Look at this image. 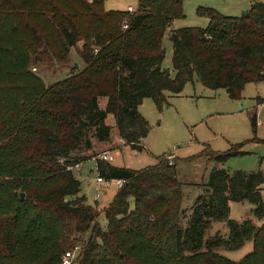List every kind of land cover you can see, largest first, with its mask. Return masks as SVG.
<instances>
[{
	"label": "trees",
	"instance_id": "obj_1",
	"mask_svg": "<svg viewBox=\"0 0 264 264\" xmlns=\"http://www.w3.org/2000/svg\"><path fill=\"white\" fill-rule=\"evenodd\" d=\"M197 11L207 27L170 29L185 17L184 0H138L134 13L106 10L105 0H0V264H60L75 245V264H264V224L229 217L230 202L244 200L264 216L262 170L213 167L187 209L171 155L142 169L97 158L99 178L123 181L102 211L81 194L73 172L97 156L95 143L110 140L108 115L119 137L141 149L149 132L139 112L144 99L162 111L197 80L240 100L247 84L264 81V2L241 16ZM167 33L173 77L161 66ZM80 43L82 70L50 86L31 72L45 56L63 61ZM257 125L254 113V132ZM244 144L206 146L185 160L223 163L244 155ZM213 221L229 235L206 237ZM247 241L252 250L238 261L216 251Z\"/></svg>",
	"mask_w": 264,
	"mask_h": 264
},
{
	"label": "rangeland",
	"instance_id": "obj_2",
	"mask_svg": "<svg viewBox=\"0 0 264 264\" xmlns=\"http://www.w3.org/2000/svg\"><path fill=\"white\" fill-rule=\"evenodd\" d=\"M253 1L264 2V0H184L185 17L175 19L170 29L207 27L209 19L206 15L198 14L197 10L200 7L216 9L227 16H241L249 11L250 2ZM129 5L137 9L138 0H105L106 10H127ZM163 45L165 56L161 66L173 77L175 76L172 65L173 47L169 33L165 35ZM80 46L81 43L72 47L61 62L45 56L35 65L36 67H30L31 72L38 74L46 86L69 77L86 65L80 56ZM105 102L106 100L102 99L103 108ZM168 102L162 111L157 109L150 98L144 99L140 105L139 112L149 123V132L142 140L141 149H134L119 137L115 119L108 115L106 123L112 126L111 138L108 142L95 143L94 152L97 155L95 159L102 151H108L113 157L109 162L112 165L142 169L155 165L162 156L171 155L177 160V177L184 184L182 207L187 209L203 192L209 174L215 166L230 173L238 170L244 172L262 170L264 173V81L247 84L242 98L234 100L225 89H209L196 80L194 83H188L181 95L169 97ZM254 113L258 122L256 132L251 126V116ZM240 142H245L242 148L245 154L232 157L223 163L209 161L206 157L192 162L185 160L199 154L206 146L214 151H226ZM74 174L81 181V194L85 195L88 203L102 211L112 201L118 189L116 181H109V188L98 184L96 160L86 161ZM261 196L264 202V184ZM255 209L256 205L247 200L230 202L229 217L238 222L249 219L256 226H261L264 224V216L257 217ZM99 222L105 229L107 220L103 212L100 213ZM217 233L224 237L229 235V229L224 222L213 221L206 232V237ZM76 247L80 246L75 245L67 251ZM252 247V241H247L236 250L218 248L216 251L238 261L251 252Z\"/></svg>",
	"mask_w": 264,
	"mask_h": 264
},
{
	"label": "built area",
	"instance_id": "obj_3",
	"mask_svg": "<svg viewBox=\"0 0 264 264\" xmlns=\"http://www.w3.org/2000/svg\"><path fill=\"white\" fill-rule=\"evenodd\" d=\"M137 9H135L132 5H129L127 8V11L130 13H134ZM99 159L105 162H111L113 160V157L108 153V152H102V154H99ZM98 184H102V187L108 188L109 187V182H106L102 178L97 179ZM117 187L120 188L123 185L122 180H117L116 181ZM98 197V194L97 196ZM79 247H76L74 250L67 251L63 254L62 259L60 264H75V257L77 252L79 251Z\"/></svg>",
	"mask_w": 264,
	"mask_h": 264
},
{
	"label": "crops",
	"instance_id": "obj_4",
	"mask_svg": "<svg viewBox=\"0 0 264 264\" xmlns=\"http://www.w3.org/2000/svg\"><path fill=\"white\" fill-rule=\"evenodd\" d=\"M251 4H252V2H250V6H251ZM102 152H103V151H102ZM105 152H108V151H105ZM92 159L96 160V162H97V159H95V158H92ZM98 159H99V155H98ZM85 162H86V161H85ZM85 162H83V163H81V164L75 166V167L73 168V172H75L76 170L81 169V167L85 164ZM97 170H98V162H97ZM109 186H110V184H109ZM108 188H109V187H108ZM105 207H106V206H105ZM105 207H104V208H105Z\"/></svg>",
	"mask_w": 264,
	"mask_h": 264
},
{
	"label": "water",
	"instance_id": "obj_5",
	"mask_svg": "<svg viewBox=\"0 0 264 264\" xmlns=\"http://www.w3.org/2000/svg\"><path fill=\"white\" fill-rule=\"evenodd\" d=\"M21 200H23L24 199V193H21Z\"/></svg>",
	"mask_w": 264,
	"mask_h": 264
}]
</instances>
